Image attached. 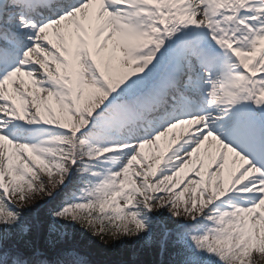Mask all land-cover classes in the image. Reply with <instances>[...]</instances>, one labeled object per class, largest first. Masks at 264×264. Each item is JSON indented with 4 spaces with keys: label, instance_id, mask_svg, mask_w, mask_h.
<instances>
[{
    "label": "snow or ice",
    "instance_id": "snow-or-ice-1",
    "mask_svg": "<svg viewBox=\"0 0 264 264\" xmlns=\"http://www.w3.org/2000/svg\"><path fill=\"white\" fill-rule=\"evenodd\" d=\"M0 264H264V0H0Z\"/></svg>",
    "mask_w": 264,
    "mask_h": 264
},
{
    "label": "trees",
    "instance_id": "trees-1",
    "mask_svg": "<svg viewBox=\"0 0 264 264\" xmlns=\"http://www.w3.org/2000/svg\"><path fill=\"white\" fill-rule=\"evenodd\" d=\"M99 247H100L101 249H103L104 246H103V245H100ZM117 247H118V245H117ZM108 251H111V250H108Z\"/></svg>",
    "mask_w": 264,
    "mask_h": 264
},
{
    "label": "rangeland",
    "instance_id": "rangeland-1",
    "mask_svg": "<svg viewBox=\"0 0 264 264\" xmlns=\"http://www.w3.org/2000/svg\"><path fill=\"white\" fill-rule=\"evenodd\" d=\"M162 143H163V138H162ZM146 151H148L147 148H146ZM149 156L151 157V153H149Z\"/></svg>",
    "mask_w": 264,
    "mask_h": 264
}]
</instances>
